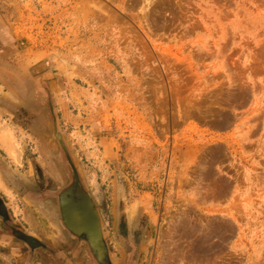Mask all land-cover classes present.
<instances>
[{
    "label": "rangeland",
    "instance_id": "rangeland-1",
    "mask_svg": "<svg viewBox=\"0 0 264 264\" xmlns=\"http://www.w3.org/2000/svg\"><path fill=\"white\" fill-rule=\"evenodd\" d=\"M75 184L113 264H264V0H0V264Z\"/></svg>",
    "mask_w": 264,
    "mask_h": 264
},
{
    "label": "flooded vegetation",
    "instance_id": "flooded-vegetation-1",
    "mask_svg": "<svg viewBox=\"0 0 264 264\" xmlns=\"http://www.w3.org/2000/svg\"><path fill=\"white\" fill-rule=\"evenodd\" d=\"M67 190L70 191L72 196H70ZM79 193L82 194L81 197ZM84 195L85 194L82 193V191H80L77 184L70 185L64 188L60 192V194L58 195V200L56 201L60 215L59 222L62 227V235L64 237L63 242L66 243H63L61 240H56L55 243L54 239H51V237H49L50 242H53L55 244L50 243L49 247L46 248V250L44 247L35 244L34 246H36L35 247L36 249L40 248L41 250L46 251L47 254H45V256L47 257L46 259L47 261L44 260L45 258H43V260L41 261H37L36 257L32 254V252H28V258H29L28 264H35V263L37 264H48V263L49 264H113L109 258L108 250L105 246L103 237L101 236L102 233L100 229V217L98 214V209L94 205L92 200H84ZM64 198L68 200H63ZM64 201H67L69 204L71 203L73 205L72 207L77 208L76 213L78 215L76 216L78 217L76 218L75 221V223L77 222V227L74 221H71L72 223L70 222V224L69 223L67 224V222L65 221ZM82 205L86 209L85 208L83 209ZM88 215H90V219L92 220L91 221L92 223L90 224V230L93 233L90 230H88V228L86 227L87 225L86 221L88 220L89 217ZM0 219L4 220L3 222L0 221V227L1 225H3L5 229L7 227L6 221L8 222L7 220L8 218L6 217V214L4 212V208L2 206L1 200H0ZM97 229H98V233L96 238L94 239L93 234L97 232ZM11 231L12 233L14 232L13 230ZM14 234L16 236L21 237L22 240L25 241L26 237H24L22 232H20L19 230L14 232ZM29 241H31L33 244L35 243L34 240L31 239Z\"/></svg>",
    "mask_w": 264,
    "mask_h": 264
},
{
    "label": "bare ground",
    "instance_id": "bare-ground-1",
    "mask_svg": "<svg viewBox=\"0 0 264 264\" xmlns=\"http://www.w3.org/2000/svg\"><path fill=\"white\" fill-rule=\"evenodd\" d=\"M58 137V136H57ZM3 140V139H2ZM5 141V140H4ZM3 143H5V142H3ZM2 143V144H3ZM3 145H5V144H3ZM9 150V149H8ZM63 200H68V199H66V198H64ZM84 200H90L89 198H87V196H85L84 195ZM65 203H64V210H65V212H64V216H65V221L67 222V224L69 223L70 224V222L71 221H74V223H75V221H76V218L78 217V216H76V215H78L76 212H77V208H75V207H72L73 205L70 203H68L67 201H64ZM85 204V203H84ZM83 206V205H82ZM92 207V206H91ZM85 207L83 206V209H84ZM86 209V208H85ZM91 209H93V208H91ZM79 210V209H78ZM85 212H86V210H85ZM83 213V212H82ZM89 217H88V220L86 221L87 222V225H86V227L88 228V230H90V224L92 223L91 221V219H90V215H88ZM98 218V217H97ZM72 223V222H71ZM76 224V227H77V222L75 223ZM79 224V223H78ZM74 226V225H73ZM72 226V227H73ZM75 227V228H76ZM78 227H79V225H78ZM93 230V229H92ZM91 231V230H90ZM92 232V231H91ZM93 233V232H92ZM97 233H98V229H97V232H95L94 234H93V236H94V239L96 238V236H97Z\"/></svg>",
    "mask_w": 264,
    "mask_h": 264
},
{
    "label": "water",
    "instance_id": "water-1",
    "mask_svg": "<svg viewBox=\"0 0 264 264\" xmlns=\"http://www.w3.org/2000/svg\"><path fill=\"white\" fill-rule=\"evenodd\" d=\"M67 192L70 194V196H72V194L70 193V191L69 190H67ZM80 194V197L82 196V194L81 193H79ZM79 197V196H78ZM70 199H72V198H70Z\"/></svg>",
    "mask_w": 264,
    "mask_h": 264
},
{
    "label": "crops",
    "instance_id": "crops-1",
    "mask_svg": "<svg viewBox=\"0 0 264 264\" xmlns=\"http://www.w3.org/2000/svg\"><path fill=\"white\" fill-rule=\"evenodd\" d=\"M35 264H37V263H35Z\"/></svg>",
    "mask_w": 264,
    "mask_h": 264
}]
</instances>
